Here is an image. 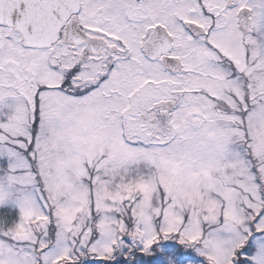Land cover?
Listing matches in <instances>:
<instances>
[{
	"label": "snow or ice",
	"instance_id": "snow-or-ice-1",
	"mask_svg": "<svg viewBox=\"0 0 264 264\" xmlns=\"http://www.w3.org/2000/svg\"><path fill=\"white\" fill-rule=\"evenodd\" d=\"M0 264H264V0H0Z\"/></svg>",
	"mask_w": 264,
	"mask_h": 264
}]
</instances>
